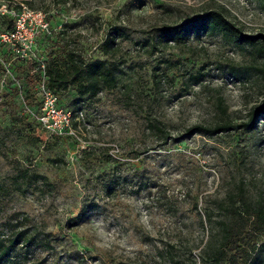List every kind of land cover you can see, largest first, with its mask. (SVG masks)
Returning a JSON list of instances; mask_svg holds the SVG:
<instances>
[{
    "label": "rangeland",
    "instance_id": "obj_1",
    "mask_svg": "<svg viewBox=\"0 0 264 264\" xmlns=\"http://www.w3.org/2000/svg\"><path fill=\"white\" fill-rule=\"evenodd\" d=\"M42 12L47 31L22 34L26 57L0 42V240L33 237L9 264H215L226 206L264 205V117L253 131L193 133L222 119L240 123L264 104V47L220 34L185 43L166 27L221 11L243 36L264 37V0H12ZM117 51L104 56L106 37ZM65 49L120 69L113 90L74 104L77 138L48 136L38 113L41 66ZM199 81L195 78L199 77ZM225 108L223 114L219 102ZM165 129V138L154 127ZM264 231L245 233L219 264H264Z\"/></svg>",
    "mask_w": 264,
    "mask_h": 264
},
{
    "label": "trees",
    "instance_id": "obj_2",
    "mask_svg": "<svg viewBox=\"0 0 264 264\" xmlns=\"http://www.w3.org/2000/svg\"><path fill=\"white\" fill-rule=\"evenodd\" d=\"M11 1V0H5ZM215 35L230 38L238 46L264 47V37L260 41L257 37L243 36L241 32L223 15L221 11H207L194 15L174 26L166 27L161 39L167 44L185 43L191 36ZM116 38L106 37L100 46L104 56H111L117 51ZM41 73L45 74V85L48 89L61 93L68 87H75L77 97L74 104L83 103L96 98L101 92L113 90L120 80V69L107 60H87L75 50L65 49L62 55L54 56L44 63ZM201 76L195 78L199 81ZM225 113L222 102L218 106ZM264 117V104L252 108L247 119L240 123L229 119H222L214 126H194L188 130L187 135L193 133L213 137L222 133L238 130L253 131L257 128L259 120ZM165 140L169 137L167 131L158 126H152ZM229 220L219 222V240L212 250V261L219 264L227 251L238 249L245 233H259L264 231V205L245 204L242 212L231 206H226ZM34 242L33 237H23L15 234L7 240H0V264H9L11 256L18 247H29ZM257 253L264 249V243L255 248Z\"/></svg>",
    "mask_w": 264,
    "mask_h": 264
},
{
    "label": "built area",
    "instance_id": "obj_3",
    "mask_svg": "<svg viewBox=\"0 0 264 264\" xmlns=\"http://www.w3.org/2000/svg\"><path fill=\"white\" fill-rule=\"evenodd\" d=\"M13 1L0 0V14L5 15L9 10L8 6ZM17 10L19 13L13 22L12 27L6 32L0 33V42H9L13 45L14 53L20 57H26L22 43L20 45L22 34L30 29L33 25L40 28L41 31H47L48 24L44 20L42 12L28 9L25 5L19 4ZM32 31V29H30ZM42 68L44 66H41ZM45 76V74H44ZM37 91L40 96V104L38 113L26 108V113L35 118L39 128L48 136L54 137H72L77 138L76 131L73 129V124L80 125V117L82 113L80 109L72 110L67 107L58 105L59 93L50 90L46 87L45 81L38 83Z\"/></svg>",
    "mask_w": 264,
    "mask_h": 264
}]
</instances>
